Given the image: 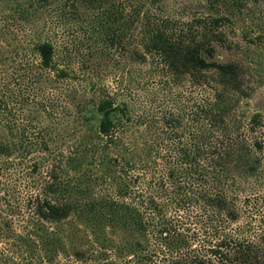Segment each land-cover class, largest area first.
Instances as JSON below:
<instances>
[{"label":"trees","instance_id":"trees-1","mask_svg":"<svg viewBox=\"0 0 264 264\" xmlns=\"http://www.w3.org/2000/svg\"><path fill=\"white\" fill-rule=\"evenodd\" d=\"M5 2L0 264H264V115L218 60L237 19L262 31L264 0H206L181 21L162 0ZM55 4L96 12L106 51L140 72L116 88L79 76L53 22L43 39L31 21Z\"/></svg>","mask_w":264,"mask_h":264},{"label":"rangeland","instance_id":"rangeland-1","mask_svg":"<svg viewBox=\"0 0 264 264\" xmlns=\"http://www.w3.org/2000/svg\"><path fill=\"white\" fill-rule=\"evenodd\" d=\"M205 2L206 0H162L160 6H163L169 15L181 21L188 20L194 13L202 12ZM7 6L5 0H0L1 8ZM71 10L67 9L61 13L55 4L43 14H39L38 19L37 17L31 19L34 24L39 22L38 29L43 39L46 37L45 33L42 34V31H46L43 28L45 23L49 20L50 23L53 22L50 37L58 45L65 64L79 76L95 78L96 81L111 88L117 87L122 68L136 74L140 72L139 66L132 64L129 53L125 57L124 52L118 49L106 51L97 32L92 29L96 12L83 8L80 15L74 17ZM251 26L250 21H245L244 18L235 21V29L230 35L234 43L233 48L231 51L219 50L218 60L235 61L241 66L250 92L244 107L249 113L259 112L264 115V25L262 31ZM84 86L85 83L82 81L76 83L78 90H82ZM71 118L73 122L75 118Z\"/></svg>","mask_w":264,"mask_h":264}]
</instances>
